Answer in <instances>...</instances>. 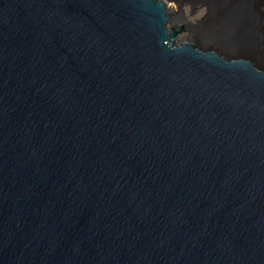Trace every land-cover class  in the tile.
I'll use <instances>...</instances> for the list:
<instances>
[{
  "label": "water",
  "instance_id": "1",
  "mask_svg": "<svg viewBox=\"0 0 264 264\" xmlns=\"http://www.w3.org/2000/svg\"><path fill=\"white\" fill-rule=\"evenodd\" d=\"M187 5L0 0V264H264V0Z\"/></svg>",
  "mask_w": 264,
  "mask_h": 264
},
{
  "label": "rangeland",
  "instance_id": "2",
  "mask_svg": "<svg viewBox=\"0 0 264 264\" xmlns=\"http://www.w3.org/2000/svg\"><path fill=\"white\" fill-rule=\"evenodd\" d=\"M185 2H187L189 5L187 6H183L182 10L184 12V14L186 15V18L193 24V25H196L197 22L199 20H201L205 14H206V9H201L199 11H197V13H195L193 16H189L190 12H191V9H192V1L193 0H184ZM170 3V7L172 8V11H176V12H180L179 8L177 7V5L175 4V2H169ZM180 24L183 25V21L181 20L180 21ZM185 25V24H184ZM197 30L194 28V27H191L189 29V32H188V37H193L195 34H196Z\"/></svg>",
  "mask_w": 264,
  "mask_h": 264
},
{
  "label": "flooded vegetation",
  "instance_id": "3",
  "mask_svg": "<svg viewBox=\"0 0 264 264\" xmlns=\"http://www.w3.org/2000/svg\"><path fill=\"white\" fill-rule=\"evenodd\" d=\"M199 10H201V9H198L197 11H199ZM197 11H196V13H197Z\"/></svg>",
  "mask_w": 264,
  "mask_h": 264
},
{
  "label": "bare ground",
  "instance_id": "4",
  "mask_svg": "<svg viewBox=\"0 0 264 264\" xmlns=\"http://www.w3.org/2000/svg\"><path fill=\"white\" fill-rule=\"evenodd\" d=\"M173 8V7H172ZM191 38V37H190Z\"/></svg>",
  "mask_w": 264,
  "mask_h": 264
}]
</instances>
